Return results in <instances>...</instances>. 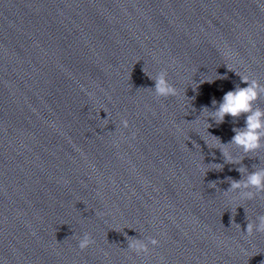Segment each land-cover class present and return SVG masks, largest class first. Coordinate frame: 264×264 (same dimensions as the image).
Masks as SVG:
<instances>
[{
    "label": "clouds",
    "instance_id": "obj_1",
    "mask_svg": "<svg viewBox=\"0 0 264 264\" xmlns=\"http://www.w3.org/2000/svg\"><path fill=\"white\" fill-rule=\"evenodd\" d=\"M257 6L261 11H264V4L259 3L257 0ZM242 81L247 84V87L237 88L234 91H228L224 97L223 102L220 104L219 109L216 111V117L218 122H222L225 115L232 117H238L241 114H248L246 116V127L243 131L235 130L236 135L233 137L232 142L238 146H241L245 151H251L257 149L260 144L261 136L264 135V112L260 110H252V102L258 98V93L264 91V87H260L255 80H250L249 76L244 75L241 77ZM155 92L157 97H167L170 95H176V89L172 87L166 80L165 74L162 72L155 81ZM124 127H127V122H122ZM227 158V156H226ZM253 186L257 189L264 190V171L252 173L244 186ZM233 189L241 187V182L233 181L231 183ZM250 195V194H249ZM253 230L251 223L247 226V232L250 234ZM258 231L264 232V217H260V225ZM91 241L87 236L80 242L79 248L81 250L89 246ZM153 246H157L159 241L153 239L151 241ZM138 253H147L148 249L144 244L136 243L133 245ZM264 264V261L261 262Z\"/></svg>",
    "mask_w": 264,
    "mask_h": 264
}]
</instances>
